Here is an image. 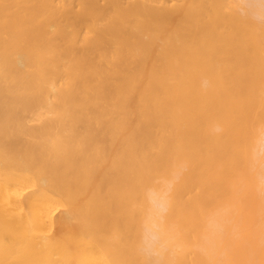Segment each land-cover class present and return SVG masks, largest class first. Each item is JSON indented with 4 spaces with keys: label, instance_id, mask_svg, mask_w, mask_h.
<instances>
[{
    "label": "bare ground",
    "instance_id": "obj_1",
    "mask_svg": "<svg viewBox=\"0 0 264 264\" xmlns=\"http://www.w3.org/2000/svg\"><path fill=\"white\" fill-rule=\"evenodd\" d=\"M254 2L0 0V264H264Z\"/></svg>",
    "mask_w": 264,
    "mask_h": 264
},
{
    "label": "clouds",
    "instance_id": "obj_2",
    "mask_svg": "<svg viewBox=\"0 0 264 264\" xmlns=\"http://www.w3.org/2000/svg\"><path fill=\"white\" fill-rule=\"evenodd\" d=\"M250 7L255 12V19L264 22V0H256ZM219 131V129H216ZM175 177V173L172 174ZM178 178V177H176ZM143 201L151 214L143 220L138 229V251L146 258L149 264H162L165 255L169 252V243L159 228L152 222L154 215L161 207L162 196L157 187H149L143 192ZM219 225L213 224V232L219 231ZM211 243V237L206 240Z\"/></svg>",
    "mask_w": 264,
    "mask_h": 264
}]
</instances>
